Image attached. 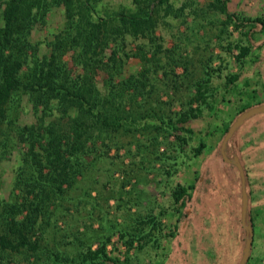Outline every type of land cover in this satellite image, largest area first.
<instances>
[{"label": "rangeland", "instance_id": "rangeland-1", "mask_svg": "<svg viewBox=\"0 0 264 264\" xmlns=\"http://www.w3.org/2000/svg\"><path fill=\"white\" fill-rule=\"evenodd\" d=\"M5 1L0 0V40ZM33 1L49 7L35 16L28 37L35 49V57L27 62L29 69L34 63L56 60L67 77L86 82L96 95H107L110 81L118 88L127 84L126 94L136 97L125 109L130 110L137 131L131 126L100 135L97 130V148L82 162L81 176L55 201L37 233L41 252L5 253L1 261L57 264L46 261L52 252L71 261L110 237L107 255L121 262L126 258L129 264H191L186 244L178 243L184 240L185 225L193 224L195 230L207 226V218L193 217L194 208L203 203L207 211L218 195L217 182L210 183L207 175L216 173V163L224 165L217 156L223 129L241 108L264 103V26L239 24L240 19L264 22V0H227L232 19L211 9L215 0H169L166 5L155 0H71V6L60 0ZM138 7L152 14L144 34H134L114 19ZM248 30L262 45L253 46L238 62V47L246 45ZM232 75L238 78L228 85ZM195 95H205L206 105L200 109L192 105ZM189 108L194 116L178 121L180 112ZM18 110L13 115L15 126H45L59 116L54 107L34 108L27 97ZM201 142L205 147L195 157L193 150ZM24 149L19 145L0 161L2 202L19 201L14 185ZM222 172L229 180L236 177L230 164ZM191 185L196 190L181 216L171 192ZM119 230L141 235L142 240L127 250L115 234ZM197 247L203 257L200 264L230 263L229 253L209 258L201 243Z\"/></svg>", "mask_w": 264, "mask_h": 264}, {"label": "trees", "instance_id": "trees-1", "mask_svg": "<svg viewBox=\"0 0 264 264\" xmlns=\"http://www.w3.org/2000/svg\"><path fill=\"white\" fill-rule=\"evenodd\" d=\"M60 1L59 3L65 6H71V0ZM155 1L159 5H166L169 2V0ZM226 1L215 0L211 4V9L218 11L227 19H232L234 15L229 12ZM5 2L0 40V161L19 145H24L25 149L21 158L22 168L17 174L14 185L15 189L19 190V201L12 203L0 201V264H4L1 256L5 253L26 251L34 255L41 252L39 239L36 236L37 233H41L45 217L50 215L55 201L61 198L62 194L66 193L65 190L69 189L81 176L84 168L82 162L85 163L86 159L92 156V152L97 148L96 141L100 139L101 134L120 132L131 126L137 131V128L133 126L135 124L130 121V118L133 119L130 117V110L125 109L130 105L131 97H136V95L126 94L129 89L127 84L122 82L118 84V88L110 81L107 95H96L86 82L76 83L67 77L66 70L58 67L56 60L34 63L33 68L29 69L27 62L35 57V49L28 37L35 22V16H42L44 12H47L49 5L46 2L35 4L33 0ZM34 8L37 9L35 13ZM114 19L122 26L131 28L134 34L146 33L152 24L150 10L143 7H138L134 12L118 14ZM240 20L241 26L254 23L264 26V22L259 19ZM94 28L100 31L99 25H95ZM252 33L251 30L244 33L246 45L238 47L239 54L236 56L238 62L249 54L253 46L261 48L262 44L256 43ZM24 66L26 70H23ZM237 78V75L228 78V85L233 84ZM204 96L195 95L191 99L192 105L196 104L198 109L206 105ZM25 97L34 108L40 105L44 111H49L54 107L59 116L45 126H15L13 115L17 114L20 103ZM51 103L53 106L50 108ZM261 105L264 103L245 106L237 113V117L252 107ZM192 111L193 109L189 108L180 112L178 121L194 116ZM234 121H230L223 129L217 146V156L224 165L230 164L236 172L235 180L239 189L237 217L242 227L244 247L249 234L241 224L242 186L239 172L233 162V158L238 157L241 163V157L231 145L236 131L225 148L227 162L220 153L221 142ZM173 129L172 126L170 130ZM97 130L100 131V135L96 136ZM177 138L185 144L184 139ZM204 147V143L201 142L193 150L194 156H199ZM220 171L222 172V169ZM243 171L246 188L247 176L244 168ZM195 190V185L177 186L171 192L172 203L179 215L184 216ZM245 225L251 227L252 244L253 229L248 210ZM115 234L127 250L135 248L133 242L142 240V236L134 232L119 230ZM109 242L110 237L99 243L97 249H88L71 261L55 252H48L46 261L57 264L58 262L61 264H129L126 258L124 262H121L119 258H110L107 255L106 246Z\"/></svg>", "mask_w": 264, "mask_h": 264}, {"label": "crops", "instance_id": "crops-1", "mask_svg": "<svg viewBox=\"0 0 264 264\" xmlns=\"http://www.w3.org/2000/svg\"><path fill=\"white\" fill-rule=\"evenodd\" d=\"M234 148L241 157V163L245 168L247 176V210L252 221L253 229V241L245 264H264L263 113L245 121L236 130ZM223 167L224 165L221 166L216 163V173L209 171L207 175V179L210 183L217 182L218 195L215 198V203L208 206L207 211L203 209L206 207L203 203L200 204L201 207L197 205L194 208V218L198 221L201 218H207L208 223L206 228L195 230L193 224H189V227L186 225L183 227L184 240L179 241L178 244H182V241L186 244L187 250L189 251L188 261H190L191 264L202 263L203 257L202 254L198 252L200 249L197 247L198 243L203 245V250L209 258H211V254L222 255L229 253V264H239L242 257L243 232L237 217L239 189L235 178L229 180L222 175L223 172H221L220 169H223ZM202 196L203 193L200 192L199 197L202 198ZM177 250L180 251L178 246H176V251Z\"/></svg>", "mask_w": 264, "mask_h": 264}, {"label": "water", "instance_id": "water-1", "mask_svg": "<svg viewBox=\"0 0 264 264\" xmlns=\"http://www.w3.org/2000/svg\"><path fill=\"white\" fill-rule=\"evenodd\" d=\"M260 113H264V105L261 106H256V107H252L251 109L241 113L236 119L235 121L232 123V125L228 128L222 142H221V146H220V153L222 158L227 162V157L225 154V148L227 145V142L229 141V139L232 137V135L234 134V132L244 123V121L254 115L260 114ZM233 162L235 163V166L239 172V176L241 179V224L245 227L246 231L249 234V238L245 241L244 247H243V251H242V257L240 259L239 264H245V262L248 259L249 256V251H250V247H251V237H252V230L250 226H246V214H247V192H246V188H245V176H244V171L242 168V165L238 159V157H234L233 158Z\"/></svg>", "mask_w": 264, "mask_h": 264}]
</instances>
